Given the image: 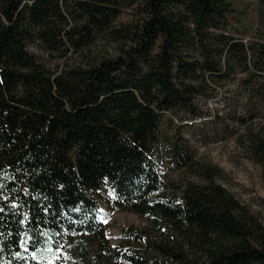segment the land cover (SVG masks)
I'll return each mask as SVG.
<instances>
[{
  "label": "trees",
  "instance_id": "16d2710c",
  "mask_svg": "<svg viewBox=\"0 0 264 264\" xmlns=\"http://www.w3.org/2000/svg\"><path fill=\"white\" fill-rule=\"evenodd\" d=\"M123 2L0 0V264H264V226L219 167L173 149L194 177L176 184L155 161L161 118L206 116L210 81L234 78L227 104L264 172V41L233 34L229 0H129L141 17L115 26ZM106 38L113 56L92 51ZM33 44L82 60L51 69ZM106 184L149 224L116 245Z\"/></svg>",
  "mask_w": 264,
  "mask_h": 264
},
{
  "label": "rangeland",
  "instance_id": "374dc122",
  "mask_svg": "<svg viewBox=\"0 0 264 264\" xmlns=\"http://www.w3.org/2000/svg\"><path fill=\"white\" fill-rule=\"evenodd\" d=\"M123 1L121 12L114 21L115 26L132 23L142 15L137 14V3ZM229 1L237 10L239 19L233 26V34L246 42L264 41V0ZM29 50L51 69L59 68L66 62L82 60L81 56L74 52H68L66 58L49 56L34 44ZM117 50V44L108 38L96 39L92 45V51L112 56ZM236 83L234 78L224 82L210 81L208 94L201 97V102L208 110L206 116L182 121H176L173 117V123L163 116L159 124L160 136L155 161L162 171L164 181L180 184L192 180L194 177L190 173L178 168L177 156H174V151L188 147L194 159L211 163L221 169L222 174L218 182L244 204L264 226V172L249 152L243 131L244 125L236 122L235 117L242 113V107H230L227 104ZM165 115L168 116L167 113ZM114 201L111 187L109 184L104 185L99 190L97 218L102 221L103 217L108 221L104 224L106 237L111 245L119 242L122 228L146 230L149 225L145 218L117 207Z\"/></svg>",
  "mask_w": 264,
  "mask_h": 264
},
{
  "label": "snow or ice",
  "instance_id": "6c2138e0",
  "mask_svg": "<svg viewBox=\"0 0 264 264\" xmlns=\"http://www.w3.org/2000/svg\"><path fill=\"white\" fill-rule=\"evenodd\" d=\"M13 207H16V205H13ZM4 211L3 207H0V213H2ZM26 219V217H25ZM103 223H107L108 221L106 219H104L103 217H101ZM33 238L32 237H29L28 240H25L23 243L25 245H27ZM60 248L62 249L63 248V245L60 246ZM51 249H49L50 251ZM25 251H28V248L25 247ZM19 256V253L17 254ZM33 257L35 258V253H33ZM53 259L55 260H59L60 259V256L58 254H54L53 256ZM48 264H53L52 260H49Z\"/></svg>",
  "mask_w": 264,
  "mask_h": 264
}]
</instances>
